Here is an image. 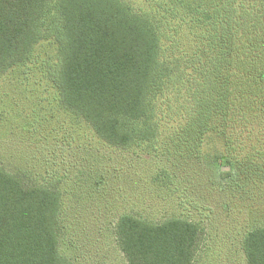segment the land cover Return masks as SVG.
I'll use <instances>...</instances> for the list:
<instances>
[{
  "label": "trees",
  "instance_id": "trees-1",
  "mask_svg": "<svg viewBox=\"0 0 264 264\" xmlns=\"http://www.w3.org/2000/svg\"><path fill=\"white\" fill-rule=\"evenodd\" d=\"M164 4L163 20L123 0H0V76L48 41L56 53L45 67L59 102L107 143L129 147L156 138V101L189 66L190 83L210 99L181 137L223 142L230 170L219 176H264V0ZM62 208L54 184L0 164V264H73L59 249ZM114 228L128 264H196L204 232L187 218L132 213ZM242 250L245 264H264V225L246 231Z\"/></svg>",
  "mask_w": 264,
  "mask_h": 264
},
{
  "label": "rangeland",
  "instance_id": "rangeland-1",
  "mask_svg": "<svg viewBox=\"0 0 264 264\" xmlns=\"http://www.w3.org/2000/svg\"><path fill=\"white\" fill-rule=\"evenodd\" d=\"M123 1L168 18L165 0ZM55 53L42 41L25 67L0 76V164L62 192L60 252L73 264H128L114 228L122 213L152 221L179 216L204 228L196 264H245L243 236L264 225V176H219L230 170L223 142L211 133L201 142L181 137L210 99L209 89L190 83L191 68L182 71L180 61L182 76L157 99L156 138L120 147L59 102L45 67Z\"/></svg>",
  "mask_w": 264,
  "mask_h": 264
}]
</instances>
